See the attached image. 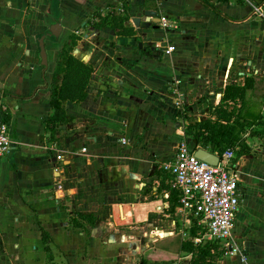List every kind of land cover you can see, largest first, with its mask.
<instances>
[{"label":"crops","instance_id":"crops-1","mask_svg":"<svg viewBox=\"0 0 264 264\" xmlns=\"http://www.w3.org/2000/svg\"><path fill=\"white\" fill-rule=\"evenodd\" d=\"M72 34L66 60L92 78L55 120ZM225 96L246 146L225 150L242 193L225 246L242 252L214 264H264V0H0V264H193L181 246L201 228L161 165L181 141L204 148L187 129L226 123Z\"/></svg>","mask_w":264,"mask_h":264},{"label":"built area","instance_id":"built-area-1","mask_svg":"<svg viewBox=\"0 0 264 264\" xmlns=\"http://www.w3.org/2000/svg\"><path fill=\"white\" fill-rule=\"evenodd\" d=\"M261 10V5H254L255 13ZM170 24L171 21L163 16L162 25ZM174 48L170 45L167 51ZM177 105H183L180 94ZM11 145L9 127L0 113V158ZM219 156L218 165L209 164L198 158L186 141H181L174 158L165 161L161 167L170 174L172 188L180 191L184 212L198 221L201 233L195 239L197 244L211 243L219 247L224 255H234L242 250L236 245H225L233 238L235 219L241 206V175L236 169L234 150L228 149Z\"/></svg>","mask_w":264,"mask_h":264},{"label":"trees","instance_id":"trees-1","mask_svg":"<svg viewBox=\"0 0 264 264\" xmlns=\"http://www.w3.org/2000/svg\"><path fill=\"white\" fill-rule=\"evenodd\" d=\"M96 18L100 17L97 15ZM104 24L105 23L100 21V19L99 21L94 22V26L96 28H103L105 27ZM76 42L77 36L72 34L69 37V42L66 44L63 51V60H61L60 66L57 70V76L63 73L64 77L61 85H54L53 88V106L57 110L53 116L55 120V116H58V110L61 108V100H65L67 98H71L73 100L84 99L87 95V84L92 78L93 67L91 65L83 64L81 62L69 64L67 62L68 60H66L67 54L73 49ZM64 64H67V67H64ZM232 90L233 89L231 88L229 91ZM234 91L241 93V90L238 87H235ZM228 98V96H225L223 103L217 110L219 118L226 120V123L220 121L213 122L210 119H204L201 123H199V125H195L191 128L189 127L187 129V133L193 135L198 145H201L204 148H210L220 154H222L228 147L235 146V144L238 143L242 146L239 150V155H241L246 149L245 142L241 140L240 137V133L244 128V123L240 121L241 115H237L234 124H230V120L235 116V113L234 111H228L225 108V101L228 100ZM53 118H49L47 123V128L51 132H54ZM175 194H178L180 200L179 193L175 192ZM194 235L195 233L193 236ZM181 250L192 254L191 262L193 264H214L223 253L219 247L212 245L211 243L195 245L190 240L182 242Z\"/></svg>","mask_w":264,"mask_h":264},{"label":"water","instance_id":"water-1","mask_svg":"<svg viewBox=\"0 0 264 264\" xmlns=\"http://www.w3.org/2000/svg\"><path fill=\"white\" fill-rule=\"evenodd\" d=\"M145 13L148 16H155L156 15V12L151 11V10H147ZM138 20L137 19L134 20L137 25H139V23H138L139 21ZM41 46H42V57H43V60H46L47 55H46V51H45V46H44L43 43H42ZM44 63H46V62H44ZM196 155L201 160H203V161H205V162H207L209 164H212V165H218V163L220 161V156L219 155H217L216 153L211 152V151H209L207 149H204V148H198L197 151H196Z\"/></svg>","mask_w":264,"mask_h":264},{"label":"rangeland","instance_id":"rangeland-1","mask_svg":"<svg viewBox=\"0 0 264 264\" xmlns=\"http://www.w3.org/2000/svg\"><path fill=\"white\" fill-rule=\"evenodd\" d=\"M139 230H141V228H139Z\"/></svg>","mask_w":264,"mask_h":264},{"label":"bare ground","instance_id":"bare-ground-1","mask_svg":"<svg viewBox=\"0 0 264 264\" xmlns=\"http://www.w3.org/2000/svg\"><path fill=\"white\" fill-rule=\"evenodd\" d=\"M169 234V233H168Z\"/></svg>","mask_w":264,"mask_h":264}]
</instances>
